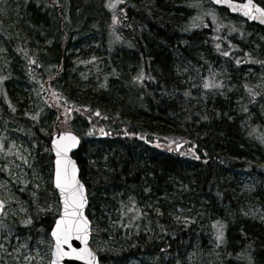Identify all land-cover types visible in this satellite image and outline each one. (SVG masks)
<instances>
[{
  "label": "trees",
  "instance_id": "trees-1",
  "mask_svg": "<svg viewBox=\"0 0 264 264\" xmlns=\"http://www.w3.org/2000/svg\"><path fill=\"white\" fill-rule=\"evenodd\" d=\"M5 1L0 119L41 181L0 227L50 243L54 130L43 126L57 118L80 138L100 264H264V28L208 0ZM112 207L132 221L144 207L149 231L117 239L100 220Z\"/></svg>",
  "mask_w": 264,
  "mask_h": 264
},
{
  "label": "rangeland",
  "instance_id": "rangeland-1",
  "mask_svg": "<svg viewBox=\"0 0 264 264\" xmlns=\"http://www.w3.org/2000/svg\"><path fill=\"white\" fill-rule=\"evenodd\" d=\"M1 2L5 9L10 7L5 0H1ZM207 13L204 11L203 15L205 16ZM210 15L211 13L208 16ZM237 23L242 25L241 22ZM3 54L4 50L0 45V61L3 58ZM90 66L91 64L87 63L81 71H88ZM0 88H2L1 83ZM1 93L0 91V95ZM44 97L46 103L50 106L54 105L57 100L52 89L49 88L45 89ZM65 119L62 123L67 125L69 122L68 116ZM56 126L60 127V120L57 118L48 125L43 126V130L47 131L48 127L54 130ZM23 141L12 131V128L8 129L6 127V122L3 123L2 119H0V171L3 173L2 178L8 179V182L0 180V202H3L0 205V217H4L3 215L10 216L7 214V209L10 208L11 210L15 206L20 211L22 204L17 201V193L24 191L27 185L31 186V184H34L37 186L38 181H41V175L37 168L35 170L32 169L34 171H31V174L30 169L29 171L27 170V167L30 165V150ZM174 145L175 143L166 145L161 142L159 147L169 150L176 146ZM141 208L140 218L136 221L128 218L129 214L132 213V217L134 215L133 209L130 207L125 212H120L117 207H112L108 211L103 212V217L100 220H104L107 226L115 228L117 239L133 234H144L149 231L150 225L146 222L145 216L148 214L147 210L144 207ZM19 211L13 212L11 217L16 216ZM174 219L177 222H184V218L181 216H176ZM24 235H20L13 227H0V264H48L51 243L44 242L42 239L40 240L41 237L36 241L33 238L32 242H30ZM99 244L100 242H98ZM121 264L145 263L139 259L131 258Z\"/></svg>",
  "mask_w": 264,
  "mask_h": 264
},
{
  "label": "snow or ice",
  "instance_id": "snow-or-ice-1",
  "mask_svg": "<svg viewBox=\"0 0 264 264\" xmlns=\"http://www.w3.org/2000/svg\"><path fill=\"white\" fill-rule=\"evenodd\" d=\"M109 7H114L115 4H109ZM248 11L246 15L252 12L253 8L261 16H264V8L252 4V0L242 6ZM115 20V17L113 18ZM139 79V77H137ZM206 88L208 84L204 85ZM71 112V109L68 110ZM95 115H99L96 112ZM102 131V130H101ZM103 134V132H102ZM78 138L71 132H62L56 139L52 140L55 150V173L54 184L55 188L59 190V197L62 200L63 208L62 214L55 220V227L52 229V237L55 238V244L51 249L53 259L51 264H59L61 256L75 254L80 259L90 257L95 261V254L85 246L82 249L71 248L69 243L71 237L76 235L77 239L87 240L89 233L90 221L83 215L82 209L86 203L85 186L77 178V168L75 161L69 156L68 152L77 144ZM179 147V145H177ZM3 202H0L2 205ZM30 221H25L29 223ZM223 233L220 232L217 239H221ZM62 245H68L71 253L64 251Z\"/></svg>",
  "mask_w": 264,
  "mask_h": 264
},
{
  "label": "water",
  "instance_id": "water-1",
  "mask_svg": "<svg viewBox=\"0 0 264 264\" xmlns=\"http://www.w3.org/2000/svg\"><path fill=\"white\" fill-rule=\"evenodd\" d=\"M209 2L215 6L218 7L220 9H225L230 15H234L240 18H243L244 20H246L249 23H255L258 26L264 28V16H261L260 13H257L255 11V8H253L252 12L249 13L248 15L245 14V12H247L248 10L243 8L242 6L246 3H248V0H242V1H237V0H209ZM252 4L255 6H259L260 8H262L255 0H252ZM62 132H71L73 135H75L78 138L77 144L74 148L70 149L68 152V156L75 161L76 164V168H77V178L81 181V183H83V181L80 179V169L78 166V163L76 161V159L73 157V153L78 149L79 147V137L72 131H64V130H60L57 129L56 132L54 134L51 135L50 139H49V148H50V152L52 155V186L56 191V195H57V200L59 202V212L58 215L54 218L53 223L49 229V235L50 238L52 240V247L53 248L54 244H55V238L52 237L51 233H52V229L55 227V220L57 218H59V216L62 214V208H63V203L62 200L59 197V190L55 188V184H54V173H55V150H54V145L52 144V140L56 139L60 133ZM181 145L180 144H177ZM176 145V149L179 148ZM84 184V183H83ZM85 186V184H84ZM85 196H86V203L84 205V208L82 209L83 215L86 216L88 218V216L86 215V207H87V203H88V199H87V194H86V186H85ZM89 220V218H88ZM90 221V220H89ZM90 236H91V221H90V225H89V233H88V237L87 240H83V239H77L76 235H73L69 241V243L71 244V248H75V249H82L85 246H87L88 249H90L94 254H95V261H93L90 257H86L84 259H80L77 255L75 254H69L67 256H61L59 259V264H99V259L97 254L91 249L89 241H90ZM64 251L71 253V249L68 247V245H62ZM53 259L52 256V252L50 250V257H49V263L51 264V260Z\"/></svg>",
  "mask_w": 264,
  "mask_h": 264
}]
</instances>
